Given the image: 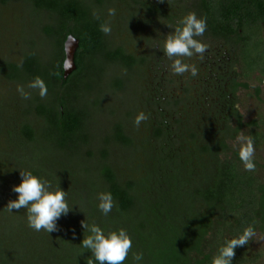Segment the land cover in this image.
I'll list each match as a JSON object with an SVG mask.
<instances>
[{"label": "trees", "instance_id": "obj_1", "mask_svg": "<svg viewBox=\"0 0 264 264\" xmlns=\"http://www.w3.org/2000/svg\"><path fill=\"white\" fill-rule=\"evenodd\" d=\"M189 12L207 21L197 37L209 45L203 60L186 59L196 77L172 73L155 47ZM1 22L14 38L8 48L0 42V264H87L94 257L81 246L90 234L82 221L106 235L127 231L124 264L136 252L140 264H211L249 225L264 233V159L255 154L256 170L246 171L231 144L250 136L264 150V115L246 121L234 107L253 77L264 105V0H0ZM69 35L78 45L64 77ZM36 76L45 98L28 88ZM140 111L150 118L137 128ZM20 169L68 192L72 207L57 231L37 232L26 209H4L18 198ZM101 192L115 201L107 216ZM263 257L249 242L232 264Z\"/></svg>", "mask_w": 264, "mask_h": 264}, {"label": "clouds", "instance_id": "obj_2", "mask_svg": "<svg viewBox=\"0 0 264 264\" xmlns=\"http://www.w3.org/2000/svg\"><path fill=\"white\" fill-rule=\"evenodd\" d=\"M95 18L99 19L98 13L93 12ZM108 15H116L115 8L108 9ZM167 24V23H166ZM173 27L171 24H167ZM207 28V21L204 17H197L196 13L189 12L177 22L174 31L165 36L163 44L155 47L163 50L164 55L171 61L170 70L175 75L183 76L190 74L191 77L198 76L199 69L195 64L186 62L193 56H198L201 60L209 45L197 39L203 36ZM100 30L106 34H111L110 23L100 25ZM29 89L38 90L41 98L47 96V85L45 81L36 76L29 84ZM17 91L23 99H30L31 93L25 91L24 86L18 85ZM150 115L140 111L135 119L134 125L139 128L142 122L148 120ZM239 158L243 162L246 171H255L254 162L255 146L254 140L250 136L238 137ZM21 183L14 185L12 190L18 194L15 200H9L4 208L9 213L26 209L28 227L40 232L52 233L58 230L57 221L62 215H67L72 204L68 202V192L60 187L53 189L52 184L47 179L33 174L31 170L20 169ZM98 208L101 213L107 216L115 206V201L110 192L98 194ZM82 227L90 234L84 236L81 246L83 249L91 250L94 259H87V264H124L132 250L133 241L127 231L120 228L118 231H110L107 235L102 228L95 223L88 224L82 221ZM256 236L255 228L252 225L246 227L242 234L227 241L221 247L218 254L212 259L211 264H232L235 257V249L247 245ZM134 264H140L143 260V253H133Z\"/></svg>", "mask_w": 264, "mask_h": 264}, {"label": "rangeland", "instance_id": "obj_3", "mask_svg": "<svg viewBox=\"0 0 264 264\" xmlns=\"http://www.w3.org/2000/svg\"><path fill=\"white\" fill-rule=\"evenodd\" d=\"M11 7L8 8L9 11ZM11 12V11H9ZM7 21V20H5ZM7 29H12V27L7 24V22H1L0 23V42H2L3 46H6L7 48L9 45L11 46L13 44V38L14 33L11 31H7ZM1 44V43H0ZM1 44V45H2ZM1 48V47H0ZM258 83L255 78H253L250 82V90H244L239 89L237 91V97H238V110L243 116L244 120H250L257 117V114H263L264 115V106L263 103L260 102V100H257L253 94V87ZM263 89H264V83H263ZM2 101V98H1ZM0 101V118L2 115L6 113L7 107L4 106L3 103ZM242 135L237 136L234 141L231 142L232 147L237 146L239 144L238 137ZM244 136V135H243ZM240 145V144H239ZM255 154H258L262 159H264V150L263 151H255ZM258 161H261L258 158ZM254 250H261L264 253V233L262 232H256V236L254 240L250 241V251ZM257 264H264V257L258 261Z\"/></svg>", "mask_w": 264, "mask_h": 264}, {"label": "water", "instance_id": "obj_4", "mask_svg": "<svg viewBox=\"0 0 264 264\" xmlns=\"http://www.w3.org/2000/svg\"><path fill=\"white\" fill-rule=\"evenodd\" d=\"M78 45V40L69 35L64 42V77L75 68L74 64V52Z\"/></svg>", "mask_w": 264, "mask_h": 264}, {"label": "flooded vegetation", "instance_id": "obj_5", "mask_svg": "<svg viewBox=\"0 0 264 264\" xmlns=\"http://www.w3.org/2000/svg\"><path fill=\"white\" fill-rule=\"evenodd\" d=\"M254 78V77H253ZM258 81V80H257ZM263 83H264V78H261V82H260V87H261V90H263ZM258 84V83H257ZM250 90V89H249ZM235 106V108H238V102H236L235 104H234ZM264 106V105H263Z\"/></svg>", "mask_w": 264, "mask_h": 264}]
</instances>
